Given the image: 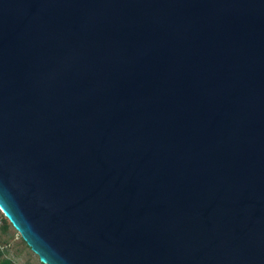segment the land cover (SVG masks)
<instances>
[{
  "label": "water",
  "instance_id": "95a60500",
  "mask_svg": "<svg viewBox=\"0 0 264 264\" xmlns=\"http://www.w3.org/2000/svg\"><path fill=\"white\" fill-rule=\"evenodd\" d=\"M0 211L42 264H264V0H0Z\"/></svg>",
  "mask_w": 264,
  "mask_h": 264
},
{
  "label": "rangeland",
  "instance_id": "374dc122",
  "mask_svg": "<svg viewBox=\"0 0 264 264\" xmlns=\"http://www.w3.org/2000/svg\"><path fill=\"white\" fill-rule=\"evenodd\" d=\"M0 264H42L1 211Z\"/></svg>",
  "mask_w": 264,
  "mask_h": 264
}]
</instances>
